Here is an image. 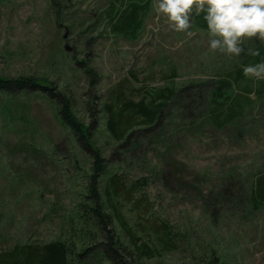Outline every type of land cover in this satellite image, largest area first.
<instances>
[{
	"label": "rangeland",
	"instance_id": "rangeland-1",
	"mask_svg": "<svg viewBox=\"0 0 264 264\" xmlns=\"http://www.w3.org/2000/svg\"><path fill=\"white\" fill-rule=\"evenodd\" d=\"M111 3L0 0V78L38 77L71 101L92 140L91 147L79 144L61 122L57 98L47 92L30 89L12 98L0 92V251L74 239L85 231L78 204L90 197L98 150L105 166L98 192L109 174L121 175L124 191L136 182L142 188L135 195L146 196V208L122 198L125 219L150 242L163 223L178 235V250L141 264H196L213 249L223 262L264 264V201L257 206L248 197L264 176V91L257 92L264 80L239 81L243 112L222 128L210 121L205 97L187 112L181 90L192 93L194 83H215L255 64L250 53L264 40L246 39L239 57L212 51L208 30L193 19L192 36L173 30L157 12L158 0H152L139 37L129 39L110 30ZM164 87L179 92L156 129L132 130L140 147L115 138L106 107L116 98L138 101ZM143 181L148 184L141 186ZM86 228L93 238L89 262L108 264L97 253L100 228Z\"/></svg>",
	"mask_w": 264,
	"mask_h": 264
},
{
	"label": "trees",
	"instance_id": "trees-1",
	"mask_svg": "<svg viewBox=\"0 0 264 264\" xmlns=\"http://www.w3.org/2000/svg\"><path fill=\"white\" fill-rule=\"evenodd\" d=\"M151 4L152 0H117V2L113 0L109 10H107L110 30L129 39H137L143 29L145 18L151 10ZM193 21L197 28L208 30L203 14L196 15L193 13ZM257 51L258 55H252V59L256 63L264 61V44L257 48ZM245 77L242 67H239L235 73L227 72L215 83L208 81L194 83L191 87H196V89L192 93L182 88V93L188 100L189 110L187 112L193 110L195 103L197 104L200 99L205 97L211 106L209 110L210 121L216 127L222 128L226 124L236 123L243 112V99L237 93L236 86ZM262 86H264V81L257 90L259 94L264 91ZM30 89L42 90L47 92L51 98H57L60 105L61 122L75 134L80 145L83 147L92 146L90 128L78 118L73 110V104L65 96L54 93L49 86L40 83L38 77L0 78V92L8 95V98ZM245 90L249 91L250 89L246 88ZM178 92L179 89L176 87H164L156 91L155 95L152 94L151 97L142 98L138 101L116 98L114 105L106 107L109 112L108 128L113 136L120 141L134 142L136 148L140 147L138 141H133L132 130L137 126H149L143 129L145 130L144 133L150 128L156 129L159 126L162 111ZM192 94L193 97L190 98ZM195 96H198L197 99ZM7 110L4 107L3 111ZM124 147L127 150L130 148ZM103 162L104 159L98 150H95L94 173L90 176V197H88L87 202L78 204L79 218L85 223V231L79 235L75 234L74 239L60 238L44 244L38 242L16 244L13 248L0 251V264H91L89 257H93V254H89V251L93 239L90 231L92 229L86 227L91 228L95 224L100 228L101 237H103L96 246L97 253L100 260L103 262L106 260L108 264H141L144 259L160 257L163 252L178 250V235L169 224L158 225V228L153 232L155 239L150 242L144 236L139 235V231L143 230L137 228V224L130 225L129 221L125 219L122 198L130 200V202L133 201L135 208H146V196L143 194L135 195L142 188L138 187L136 182L130 184L129 188L124 191V180L121 175L109 174L107 177L105 176V182H103V193L98 192L96 182L105 174ZM147 184L148 182L143 181L140 185ZM249 192V199L259 206L264 201V176L258 179ZM114 219L118 224L120 233L114 225ZM71 239L74 241H70ZM86 256L88 259L85 258ZM196 264L230 263L223 262L217 251L213 249L201 259V262Z\"/></svg>",
	"mask_w": 264,
	"mask_h": 264
},
{
	"label": "clouds",
	"instance_id": "clouds-1",
	"mask_svg": "<svg viewBox=\"0 0 264 264\" xmlns=\"http://www.w3.org/2000/svg\"><path fill=\"white\" fill-rule=\"evenodd\" d=\"M157 12L177 32L191 31L193 13L203 14L209 34V48L233 57L245 52L244 41L264 40V0H158ZM258 55V51H251ZM243 73L264 80V61L244 66Z\"/></svg>",
	"mask_w": 264,
	"mask_h": 264
}]
</instances>
